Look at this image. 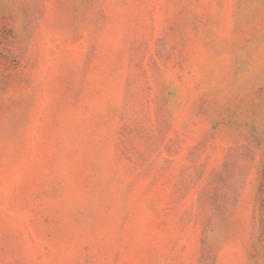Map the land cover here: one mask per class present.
Here are the masks:
<instances>
[{"label":"rangeland","instance_id":"obj_1","mask_svg":"<svg viewBox=\"0 0 264 264\" xmlns=\"http://www.w3.org/2000/svg\"><path fill=\"white\" fill-rule=\"evenodd\" d=\"M0 264H264V0H0Z\"/></svg>","mask_w":264,"mask_h":264}]
</instances>
